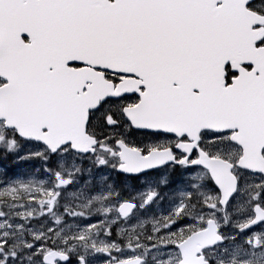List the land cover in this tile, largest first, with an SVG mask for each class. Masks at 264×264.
<instances>
[{
    "label": "snow or ice",
    "instance_id": "1",
    "mask_svg": "<svg viewBox=\"0 0 264 264\" xmlns=\"http://www.w3.org/2000/svg\"><path fill=\"white\" fill-rule=\"evenodd\" d=\"M0 264H264V0H0Z\"/></svg>",
    "mask_w": 264,
    "mask_h": 264
}]
</instances>
